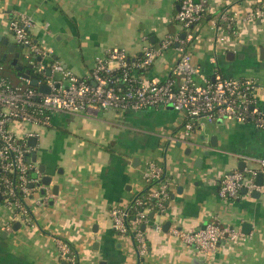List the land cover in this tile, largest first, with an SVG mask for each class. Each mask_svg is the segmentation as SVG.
Wrapping results in <instances>:
<instances>
[{
    "label": "crops",
    "instance_id": "crops-1",
    "mask_svg": "<svg viewBox=\"0 0 264 264\" xmlns=\"http://www.w3.org/2000/svg\"><path fill=\"white\" fill-rule=\"evenodd\" d=\"M178 1L0 0V38L16 44L10 22L18 15L28 17L33 40L52 52L45 63L90 79L98 59L108 51L125 49L135 58L145 46H159L168 35L178 33ZM260 1L209 0L228 10L239 29L235 36L225 30L218 34L217 17L209 15L189 52L193 65L208 77L218 72L227 78L255 79L258 103L264 109V22L248 20ZM6 52L0 42V58ZM180 58L174 46L141 76L164 81ZM7 59L12 61L13 55ZM55 77L60 79L61 73ZM185 121L184 113L160 107L126 113H56L48 127L27 126L38 139L35 165L46 166L53 176L47 189L51 198L37 204L44 197L40 191L27 203L33 223L16 217L15 208L0 205V264H62L58 239L74 246L79 264H138L132 238L114 230L111 211L131 205L147 190L145 175L152 162L166 167L172 197L166 213L146 229L149 252L144 264H194L195 259L203 264H264V194L260 199L242 194L235 202L219 195L225 173L240 170L241 164L249 167L243 157L264 159V131L252 124L222 122L184 137ZM180 143L187 144L178 147ZM54 186H59L56 196ZM212 220L244 237L222 243L205 259L171 233L174 228L195 232ZM16 223L21 229L9 232ZM245 224L250 225L249 234L244 233Z\"/></svg>",
    "mask_w": 264,
    "mask_h": 264
},
{
    "label": "built area",
    "instance_id": "built-area-1",
    "mask_svg": "<svg viewBox=\"0 0 264 264\" xmlns=\"http://www.w3.org/2000/svg\"><path fill=\"white\" fill-rule=\"evenodd\" d=\"M209 15L217 17L214 27L218 34L224 30L234 36L237 34L238 20L228 10L210 5L209 0H182L175 18L180 27L178 33L168 35L159 46H145L141 55L133 58L134 63H130L131 56L125 49L108 51L98 59L90 79L78 78L61 67L45 63L46 59L51 60L52 52L42 49L29 37L33 26L31 19L15 16L10 22L11 37L17 46L29 48L24 56L29 64L34 65L40 85L49 87L50 93L44 94L32 87L30 80L10 81L3 74L4 67L0 66V205L15 208L16 217L31 222L27 203L43 190V186L39 185V168L31 161L36 148L28 142L35 135L27 132L26 127H48L56 113H126L172 106L175 111L186 115L184 137L220 121L252 124L264 131V109L258 103L255 79L227 78L218 72L208 77L192 63L190 46L198 38V27ZM248 20L264 22V0L255 5ZM174 46H178L181 58L168 78L164 81L143 79L140 71L149 72L156 61ZM112 65L116 70H112ZM56 72L61 73L60 79L55 77ZM116 72H121V77H116ZM243 159L249 167L221 177V199L235 202L243 190L247 195L264 194V185L256 184L257 177L264 175V159ZM34 175L38 178L35 179ZM145 181V197L140 194L131 205L111 211L114 230L132 238L138 264H144L143 259L149 252L146 229L155 217L166 213L172 197L171 180L164 164L150 163ZM48 196L39 198L37 204L46 203L51 198ZM132 206L140 208L135 217H130ZM151 214L154 219L150 218ZM7 230L13 231V225ZM156 230L162 231V227L157 226ZM171 233L205 259L214 255L222 243L244 237L216 220L195 232L174 228ZM57 241L62 264H79L77 253L70 245L60 239Z\"/></svg>",
    "mask_w": 264,
    "mask_h": 264
},
{
    "label": "water",
    "instance_id": "water-1",
    "mask_svg": "<svg viewBox=\"0 0 264 264\" xmlns=\"http://www.w3.org/2000/svg\"><path fill=\"white\" fill-rule=\"evenodd\" d=\"M180 1H182V0H180ZM177 10L178 11L180 10V5L177 7ZM261 23H262L261 21H258V24H261ZM182 38L184 39L185 36L183 35ZM0 42H3V44L7 47V52H6L5 58H6L7 54H12L13 55V61L11 63V66L18 72V76L21 79L30 80V85L32 87L38 88V90L40 92H42L44 94L50 93V88L49 87H47L46 85H40L39 80L35 76L34 65L28 63V58H26V56H24L20 52L19 47L16 44L11 43L8 39L3 40L2 38H0ZM263 53H264V49L262 50V55H263ZM21 60H24L26 65H22L21 64ZM39 61H40V59H39ZM168 109L174 110V108L172 106H169ZM219 123H222V122L220 121ZM216 140H217L216 137H214L212 139V145L213 146L216 145ZM28 142H29V145L31 147L36 148L37 144H38V139H37L36 136H33V137L29 138ZM182 144H187V143H180V144H178V147H182ZM189 145H192V144H189ZM191 153H192V148L189 147L186 150V155L190 156ZM37 160H38V157L35 154L32 157L31 161L33 163H37ZM239 169L241 171H243L244 170V164H241ZM39 171H40V174H41V179H40L39 185L43 186V190H42L41 194L43 196H46L47 195V189L52 186L53 176L50 175L47 172L46 166H44V165H42L40 167ZM34 178L37 179L38 176L34 175ZM256 184L258 186H260V187H262L264 185V175L263 174H260L257 177ZM52 190H53V193L55 194L54 196L58 195L59 186H54ZM242 194L243 195H247V191L243 190ZM260 197H261V194L259 192H255V193L252 194V198H254V199H260ZM168 205H169V202L167 203V206ZM154 217H155L154 214L150 215L151 219H154ZM21 226H22L21 223H16L14 225V227H13L14 231H16V232L19 231L21 229ZM170 226H171L170 222L166 223L165 226H164V231L167 232ZM243 228H244V233L245 234H249L248 229L250 228V225L249 224H245L243 226ZM203 263H204V260H199V259H195L194 260V264H203ZM102 264H104V263H102Z\"/></svg>",
    "mask_w": 264,
    "mask_h": 264
},
{
    "label": "trees",
    "instance_id": "trees-1",
    "mask_svg": "<svg viewBox=\"0 0 264 264\" xmlns=\"http://www.w3.org/2000/svg\"><path fill=\"white\" fill-rule=\"evenodd\" d=\"M181 2L182 1H178V3H179V5L181 4ZM178 13V12H177ZM176 24L179 26V24H178V22H176ZM176 34V33H175ZM172 35H174V34H172ZM29 37L33 40V36L31 35V33L29 34ZM34 41V40H33ZM35 42V41H34ZM19 47V49H20V52L24 55L26 52H28L29 51V48L28 47H21V46H18ZM5 55L6 54H4V57H1L0 58V66H3L4 67V76L5 77H7L10 81H12V82H15V83H21L22 82V80H21V78L18 76V73H17V71L11 66V64H10V62H9V60L7 59V57H8V55L9 54H7V56H6V58H5ZM140 56V55H139ZM138 56V57H139ZM4 58V59H3ZM131 59H130V63H134V59L132 58V57H130ZM34 60H38V58H34ZM140 74L141 75H145L146 74V72H145V70H141L140 71ZM114 75L116 76V77H121V72H116V73H114ZM142 195V197H145L146 196V191L143 193V194H141ZM140 210V208H138V207H134V206H132V208H131V215H130V217H135V215L137 214V212ZM29 219L32 221V223H33V220H32V214H31V211H30V214H29ZM60 240H62V241H64L65 243H68L69 245H70V247H71V249H72V251L75 253L76 252V250H75V248H74V246L70 243V242H68V241H66V240H64V239H60Z\"/></svg>",
    "mask_w": 264,
    "mask_h": 264
},
{
    "label": "flooded vegetation",
    "instance_id": "flooded-vegetation-1",
    "mask_svg": "<svg viewBox=\"0 0 264 264\" xmlns=\"http://www.w3.org/2000/svg\"><path fill=\"white\" fill-rule=\"evenodd\" d=\"M12 61H13V59H12ZM12 61H10V64L12 63ZM21 64H22V65H26L25 62H24V60H21ZM17 73H18V72H17Z\"/></svg>",
    "mask_w": 264,
    "mask_h": 264
},
{
    "label": "rangeland",
    "instance_id": "rangeland-1",
    "mask_svg": "<svg viewBox=\"0 0 264 264\" xmlns=\"http://www.w3.org/2000/svg\"><path fill=\"white\" fill-rule=\"evenodd\" d=\"M26 130H27V128H26ZM29 130V129H28Z\"/></svg>",
    "mask_w": 264,
    "mask_h": 264
}]
</instances>
